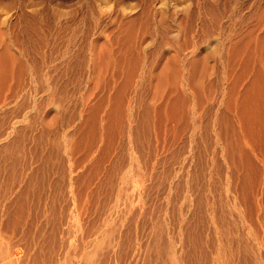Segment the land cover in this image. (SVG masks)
<instances>
[{
	"label": "rangeland",
	"instance_id": "374dc122",
	"mask_svg": "<svg viewBox=\"0 0 264 264\" xmlns=\"http://www.w3.org/2000/svg\"><path fill=\"white\" fill-rule=\"evenodd\" d=\"M263 50L264 0H0V264H264Z\"/></svg>",
	"mask_w": 264,
	"mask_h": 264
},
{
	"label": "bare ground",
	"instance_id": "6f19581e",
	"mask_svg": "<svg viewBox=\"0 0 264 264\" xmlns=\"http://www.w3.org/2000/svg\"><path fill=\"white\" fill-rule=\"evenodd\" d=\"M261 19H262V18H261ZM30 21H31V20H30ZM3 24H5V23H3ZM10 24H11V23H10ZM25 24H26V23H25ZM14 25H15V24H14ZM28 25H29V24H28ZM5 26H6V24H5ZM12 27H13V26H12ZM16 27H17V26H16ZM4 28H5V27H4ZM25 28L27 29V27H25ZM28 30H31V29H28ZM22 31H23V30H22ZM25 31H27V30H25ZM29 33H30L31 35H33V34H32L33 31H32V33H31V31H30ZM29 33H28V34H29ZM25 34H27V33H25ZM28 34H27V35H28ZM3 35H4V34H3ZM36 35H37V34H36ZM4 36H6V35H4ZM4 50H5V49H4ZM263 51H264V50H263ZM263 68H264V66H263ZM261 72H262V71H261ZM258 73H259V72H258ZM259 75H262V73H259L258 76H259ZM259 77H260V79H261V81H262L261 76H259ZM256 79H257V78H256ZM256 79H255V81H253L254 84H255V82H256V84H257L258 82H260V79H259V80L257 79L258 82H257ZM263 80H264V79H263ZM262 82H263V84H264V81H262ZM262 82L259 83L260 86H261V88H258V87H257L259 84H258V85H255V86H251V85H250V87L248 86V88H251V89H248V88H247V90H250V91L253 90L254 95L256 96V100L254 101V103H253V99H252V101H251V100H250L251 102L248 101L247 104H248V103L253 104L252 106H250V108L252 107L251 109H253V112H255V113L258 115V119H257V120L254 119V120L257 121L256 124H257V126H258L259 128H262L263 125H264V124H263V123H264V118H263V114H262V107H263V105H262V102H261V100H263L262 97H264V90L262 89L264 86L262 87V85H261ZM252 85H253V84H252ZM247 90H246V91H247ZM253 92H252V93H253ZM247 93H248V91H247ZM246 95H247V94H245V96H246ZM248 95H249V96H248ZM248 95L246 96V99H247V97H252V95H251L250 93H249ZM250 95H251V96H250ZM261 98H262V99H261ZM244 99H245V98H244ZM248 99H250V98H248ZM244 101H245V100H244ZM244 106H247V105L244 104ZM247 108H248V110L250 109L248 106H247ZM247 108H246V110H247ZM263 109H264V108H263ZM248 110H247V111H248ZM244 113H245V112H244ZM249 113H250V112L248 111V114H243V115H244L245 117H247V115H250ZM251 114H252V113H251ZM249 117H250V116H249ZM249 117H247V119H248L249 121L252 120L251 117H253V114H252L251 117H250L251 119H249ZM253 118H255V117H253ZM244 121H246V120H244ZM249 121H248V122H249ZM252 121H253V120H252ZM255 121H254V122H255ZM254 122H252V123H254ZM244 123H246V122H244ZM250 124H251V123H250ZM250 124H249V126H251ZM262 124H263V125H262ZM253 125H255V124H253ZM261 125H262V127H260ZM228 127H229V126H228ZM245 127H246V125H245ZM245 127H244V129H245ZM246 128H248V127H246ZM251 128H252V127H251ZM251 128H250V129L248 128V131H247V132H250ZM252 129H253V128H252ZM245 130H246V129H245ZM251 131H252V130H251ZM252 132H253V131H252ZM254 133H255V131H254ZM261 133H262V132H261ZM257 135H258V137L261 136L260 133H258V132H257Z\"/></svg>",
	"mask_w": 264,
	"mask_h": 264
}]
</instances>
